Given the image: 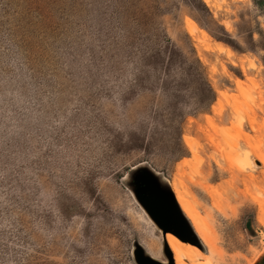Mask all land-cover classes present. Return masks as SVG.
I'll list each match as a JSON object with an SVG mask.
<instances>
[{
	"label": "rangeland",
	"instance_id": "obj_1",
	"mask_svg": "<svg viewBox=\"0 0 264 264\" xmlns=\"http://www.w3.org/2000/svg\"><path fill=\"white\" fill-rule=\"evenodd\" d=\"M211 2L0 0V264H175L156 201L208 255L181 194L264 264V0Z\"/></svg>",
	"mask_w": 264,
	"mask_h": 264
},
{
	"label": "bare ground",
	"instance_id": "obj_2",
	"mask_svg": "<svg viewBox=\"0 0 264 264\" xmlns=\"http://www.w3.org/2000/svg\"><path fill=\"white\" fill-rule=\"evenodd\" d=\"M239 1H241V0H239ZM204 2L209 6L212 3L211 0H204ZM187 29H188V32L190 33V35H192L194 38H197L200 42H202V43L205 42L207 44L208 42L211 41V38L207 34V32L205 30H203L202 28H200L194 20L187 19ZM215 47L218 48V51L224 52L228 57L234 56V52L230 48L225 47L224 45H222L220 43H215ZM244 69H245V67H244ZM236 84H237L238 89H239L238 92H242L241 80H236ZM219 94L225 101L228 99L227 94H223L222 92H220ZM218 100H217V102H218ZM260 126L264 129V120L262 121V124ZM240 135L243 137L244 140H247V141L251 140L250 137L247 134H244L243 132H241V130H240ZM185 141H186L189 149L194 153V151H195L194 145L190 141L189 137H185ZM235 159L244 163V164H249L250 156L247 153H244L243 151H238L235 154ZM181 195L178 198L180 200V204L183 207V210L187 213L189 218L195 224V227L197 229L198 234L205 241V243H207L208 247L210 248V252L207 255L197 245L192 244L188 241H184L183 239L178 237L173 232H163V230H162L164 242L167 245V247L170 249L171 253L173 254L175 264H220V262L224 258L225 253H224L223 249H220L217 246V242H216L217 240H216V236L214 233L215 231L209 225H207L206 227H204L202 225V222H204V221L201 218V216L198 214L196 209L192 207V205H189L187 202H185L186 200ZM205 224H206V222H205ZM208 224H210V223H208ZM254 261H256V259ZM154 262H156V261H154ZM260 262H262V263L264 262L263 256L260 257ZM156 263H158V262H156ZM248 263L249 264H255L253 261H249Z\"/></svg>",
	"mask_w": 264,
	"mask_h": 264
},
{
	"label": "water",
	"instance_id": "obj_3",
	"mask_svg": "<svg viewBox=\"0 0 264 264\" xmlns=\"http://www.w3.org/2000/svg\"><path fill=\"white\" fill-rule=\"evenodd\" d=\"M153 206H154V209L156 210V213L158 214V217H160L159 219H161L164 223L162 226L164 231L167 232L168 231L167 223H170V221L172 219V214H171L170 210L166 207V205H164L160 201H156L153 204ZM149 264H158V263L151 261V263H149Z\"/></svg>",
	"mask_w": 264,
	"mask_h": 264
}]
</instances>
